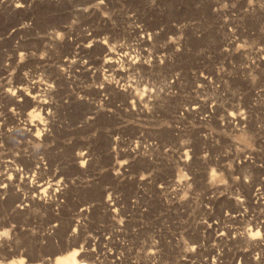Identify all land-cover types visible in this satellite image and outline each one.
<instances>
[{"label":"rangeland","instance_id":"374dc122","mask_svg":"<svg viewBox=\"0 0 264 264\" xmlns=\"http://www.w3.org/2000/svg\"><path fill=\"white\" fill-rule=\"evenodd\" d=\"M73 250L264 264V0H0V264Z\"/></svg>","mask_w":264,"mask_h":264},{"label":"bare ground","instance_id":"6f19581e","mask_svg":"<svg viewBox=\"0 0 264 264\" xmlns=\"http://www.w3.org/2000/svg\"><path fill=\"white\" fill-rule=\"evenodd\" d=\"M108 55H109V57L111 59V57H112V55H114V53L109 51ZM7 92L10 93L11 90H8ZM44 188L47 189L46 187H44ZM45 189L44 190L42 189V191L45 192L46 191ZM78 256L79 255H78L77 251H75V250L69 251V252H66V253H64L62 255H59L58 257L54 258L52 261L47 262V264H92V263H86L81 257L79 258ZM16 263L21 264L22 261H13L10 264H16Z\"/></svg>","mask_w":264,"mask_h":264}]
</instances>
